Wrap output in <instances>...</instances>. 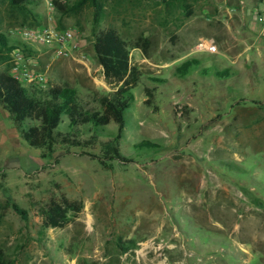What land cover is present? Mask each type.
<instances>
[{
	"label": "rangeland",
	"instance_id": "374dc122",
	"mask_svg": "<svg viewBox=\"0 0 264 264\" xmlns=\"http://www.w3.org/2000/svg\"><path fill=\"white\" fill-rule=\"evenodd\" d=\"M98 2L60 14L42 0L37 22L0 5V29L35 50L13 51L0 70L24 85L68 82L83 104L98 107L95 97L111 87L94 31L113 26L131 44L145 39V48L131 50L142 76L119 140L132 161L34 148L0 102V246L15 264H264V106L257 103H264V40L261 53H242L252 44L243 21L249 4ZM25 28L70 29L74 38L64 45L25 40ZM203 37L218 52H196ZM191 58L198 67L182 76L178 68ZM228 68L234 75L217 78ZM146 87H156L151 106ZM116 134L112 123L83 150L104 157ZM145 140L155 145H138ZM62 195L83 209L63 229L44 228L42 209Z\"/></svg>",
	"mask_w": 264,
	"mask_h": 264
},
{
	"label": "trees",
	"instance_id": "16d2710c",
	"mask_svg": "<svg viewBox=\"0 0 264 264\" xmlns=\"http://www.w3.org/2000/svg\"><path fill=\"white\" fill-rule=\"evenodd\" d=\"M41 1L0 0V5L5 6L10 16H22L26 22L28 19L37 22L41 17L38 11ZM86 1H90L97 8L100 6L98 0H52V4L58 13L69 14L76 12ZM152 1L170 5L184 4L187 0ZM1 9L0 7V12ZM145 41L138 38L131 44L113 26L94 31L95 53L103 67L105 80L111 87L109 92L97 94L95 97L98 107L83 104L77 88L68 82L49 83L44 87L36 84L24 85L6 69L0 70V102L13 118L20 136L34 148L48 147L54 150L59 147L64 149L65 153H71L73 148H81L82 154L93 158L130 162L132 160L122 154L119 140L125 128V112L134 102V89L142 76L141 70L132 61L131 50L137 47L145 48ZM15 50L35 53L34 48L20 36L0 29V59L10 58ZM198 62L195 58L188 59L178 68V72L185 76L198 67L195 66ZM209 71V68H204L202 73L208 74ZM215 74L217 78L225 80L234 75V72L228 68L215 71ZM154 80L163 81L158 78ZM155 88H145L147 98L144 103L147 106L153 105ZM257 103L264 106L262 102ZM182 112H185V109H182ZM112 123L117 125V134L104 143L106 156L99 157L83 150L106 133ZM138 145L155 144L145 140ZM13 208L24 219L27 218L26 211L19 205L13 204ZM82 209L81 200L70 199L65 195L52 198L42 209L43 227L63 229L71 222L72 216H77ZM0 264H15V259L9 257L1 246Z\"/></svg>",
	"mask_w": 264,
	"mask_h": 264
},
{
	"label": "built area",
	"instance_id": "2783aa9c",
	"mask_svg": "<svg viewBox=\"0 0 264 264\" xmlns=\"http://www.w3.org/2000/svg\"><path fill=\"white\" fill-rule=\"evenodd\" d=\"M22 36L25 40H31L40 43H58L64 45L74 38V32L70 29L55 30L50 29H35V28H25L22 30ZM196 52H218L217 44L210 38H201L197 45L195 46ZM19 79L18 75H14Z\"/></svg>",
	"mask_w": 264,
	"mask_h": 264
},
{
	"label": "crops",
	"instance_id": "0c3cea01",
	"mask_svg": "<svg viewBox=\"0 0 264 264\" xmlns=\"http://www.w3.org/2000/svg\"><path fill=\"white\" fill-rule=\"evenodd\" d=\"M246 3L249 4L248 6L250 7V9L244 12L243 21L247 27L246 33L252 39V44L247 45V47L242 51V53H245L246 49H253V47L261 53L263 46H257V42L264 40V0H246ZM185 254L189 255L187 254V251H185ZM182 264L188 263L182 261ZM195 264L201 263L196 262Z\"/></svg>",
	"mask_w": 264,
	"mask_h": 264
}]
</instances>
